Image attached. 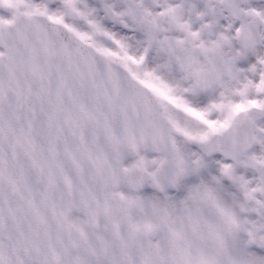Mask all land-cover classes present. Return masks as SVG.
<instances>
[{"label": "snow or ice", "instance_id": "1", "mask_svg": "<svg viewBox=\"0 0 264 264\" xmlns=\"http://www.w3.org/2000/svg\"><path fill=\"white\" fill-rule=\"evenodd\" d=\"M0 264H264V0H0Z\"/></svg>", "mask_w": 264, "mask_h": 264}]
</instances>
